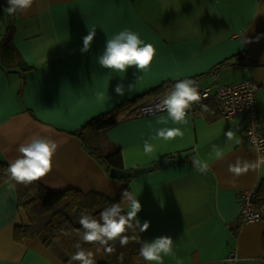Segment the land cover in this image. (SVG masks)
I'll use <instances>...</instances> for the list:
<instances>
[{
	"label": "crops",
	"instance_id": "crops-1",
	"mask_svg": "<svg viewBox=\"0 0 264 264\" xmlns=\"http://www.w3.org/2000/svg\"><path fill=\"white\" fill-rule=\"evenodd\" d=\"M6 7L7 1L0 0V40L10 27L12 46L25 66L0 59V162L16 159L19 146L34 136L55 141L52 170L39 180L47 188L116 197L124 182L108 176L84 148L78 129L123 101L148 98L166 83L198 77L199 86L214 85L207 74L212 68H217L218 84L245 78L257 82L258 127L264 131V0H35L29 11L11 16ZM92 30L96 36L91 48L81 53L83 37ZM122 30L156 49L146 71L132 67L120 74L98 64L106 40ZM240 53L248 60L246 66L237 65ZM121 82L126 86L123 97L114 92ZM115 115L116 123L99 134V143L104 149L120 148L123 169L183 158L130 176V191L142 205L138 219L150 222L146 232L138 231L141 242L171 236L182 264H231L226 260L231 251L247 257L246 264H259L264 219L240 225L236 198L241 190L260 186L264 165L239 177L228 170L237 157L249 162L264 157L245 140L243 115L223 119L201 107L185 123H174L166 111L131 119ZM168 128H180L183 137L170 142L157 137ZM230 129L240 144L226 141L224 133ZM145 142L154 146L151 155L144 153ZM214 145L224 152L223 159H215ZM194 161L207 163V170L197 171ZM10 183L0 185V264H79L62 261L37 238L15 241V227L27 218ZM85 250L93 252L96 264L107 260L95 245ZM164 264L176 261L164 257Z\"/></svg>",
	"mask_w": 264,
	"mask_h": 264
},
{
	"label": "clouds",
	"instance_id": "clouds-1",
	"mask_svg": "<svg viewBox=\"0 0 264 264\" xmlns=\"http://www.w3.org/2000/svg\"><path fill=\"white\" fill-rule=\"evenodd\" d=\"M34 3L35 0H7L8 7L5 8V11L10 16L17 13H26ZM95 36L96 31L92 30L88 31V34L83 37L81 53L90 50ZM155 55L156 49L152 44L144 43L132 31L122 30L106 40L103 53L98 55L97 61L101 68L124 74L132 67L138 72L146 71L150 68ZM122 80L123 77L121 76ZM131 90L132 85L130 84L127 86V91ZM114 92L117 96L123 97L126 92L125 84L123 82L118 83L114 88ZM201 100L202 96L198 90L197 82L194 79L185 78L177 80L171 86V90L155 105V108L166 111L168 117L174 123H185L193 104L200 103ZM200 107L203 111H208L206 104L201 103ZM159 122L167 123V120ZM156 135L163 141L170 142L177 137L182 138L184 133L180 128H168L159 130ZM224 135L228 142L237 145L241 143V138L232 129ZM57 148L58 145L55 141L39 135L21 144L18 148L20 155L12 160L7 167V173L14 182L8 185L9 190L14 189L17 184L27 187L34 181H39L45 177L52 170L53 157L57 152ZM143 150L146 155H151L155 149L152 144L145 142ZM213 153L217 160L224 157V152L215 145L213 146ZM260 165H264V157H258L254 162L242 161L237 157L234 164H229L228 170L234 176L239 177L250 169L255 170ZM194 167L197 171L204 173L208 168V164L194 161ZM122 199L127 201L128 208L126 212L122 209L121 204L113 203L99 213V219L88 214L82 215L79 218L82 229L79 234L80 241L95 245L97 252L103 249L107 253H112L114 249L109 242L119 241L120 246L124 247L130 242L127 233L146 232L150 227V222L144 221L141 223L138 219V213L141 212L142 205L137 195L124 190ZM61 231L63 233V230ZM131 239L135 240L136 236L133 235ZM80 241L74 245L77 251L71 256V260L79 262V264H96L93 252L84 250ZM138 255L148 264H164V257H171L176 261V264H182L181 259L176 255L174 240L168 235L158 236L151 241H143Z\"/></svg>",
	"mask_w": 264,
	"mask_h": 264
},
{
	"label": "trees",
	"instance_id": "trees-1",
	"mask_svg": "<svg viewBox=\"0 0 264 264\" xmlns=\"http://www.w3.org/2000/svg\"><path fill=\"white\" fill-rule=\"evenodd\" d=\"M11 35L12 31L9 27L0 40V59L9 63V66L22 68L25 63L19 59L12 46ZM238 56L237 65L246 66L248 63L246 56L242 53ZM167 85L166 83L150 93L153 94ZM137 99L123 101L113 109L93 117L78 129L84 148L103 164L106 171L112 167L122 168L120 148L113 145L105 152L99 143V134L116 123L115 112ZM208 105H210L208 107L210 114L216 116L218 112L214 105ZM156 162L154 163L156 164ZM8 165V163L0 162V185L11 180L7 173ZM130 179L131 177L122 179L124 187L114 198H107L99 192H84L77 188L50 189L39 181H34L27 187L17 184L15 187L17 205L24 211L27 223L15 227V241L21 242L25 238H37L54 254L62 258V261L75 262L71 260V256L77 251L74 245L80 241L79 234L82 229L79 218L88 214L99 219V213L113 203H119L122 209H125L128 205L127 201L122 199V193L124 190L131 192L128 185ZM259 185L254 205L261 219H264V181H261ZM61 230L67 234H63ZM127 234L130 237V242L124 247L120 246L119 241L109 242L114 251L112 253L105 252L107 260L100 264H144L145 261L138 255L142 244L138 231L135 234L131 232ZM133 235L136 236L135 240L131 239ZM80 243L84 250L94 246L82 241Z\"/></svg>",
	"mask_w": 264,
	"mask_h": 264
},
{
	"label": "built area",
	"instance_id": "built-area-1",
	"mask_svg": "<svg viewBox=\"0 0 264 264\" xmlns=\"http://www.w3.org/2000/svg\"><path fill=\"white\" fill-rule=\"evenodd\" d=\"M1 1L6 2L7 0ZM207 74L214 81V85H198L202 100L200 103L193 104L188 115L198 109L201 103L213 104L219 117L223 119H231L234 116L243 115L245 120V140L258 155H262L264 153V131H261L258 127L256 111L257 82L252 78H245L238 82L224 85L216 83L218 76L217 68H212ZM190 79H194L198 84V77H191ZM174 83L165 86L146 99L122 107L117 111V114L120 115L121 119H131L164 112L157 110L155 105L171 90V86ZM257 192L258 186L253 185L250 188L241 190L237 194L236 202L239 210L240 225L254 223L261 219L254 205ZM226 260L231 264H246L248 258L239 255L236 251H231L228 253ZM259 264H264V255Z\"/></svg>",
	"mask_w": 264,
	"mask_h": 264
},
{
	"label": "water",
	"instance_id": "water-1",
	"mask_svg": "<svg viewBox=\"0 0 264 264\" xmlns=\"http://www.w3.org/2000/svg\"><path fill=\"white\" fill-rule=\"evenodd\" d=\"M181 161H183V158L181 157L179 158L168 157V158L159 159L156 165H148L144 167H134L131 170H126L123 168L117 169V168L112 167L108 171V176L116 180L126 179L130 176L137 177L141 174L148 173L154 170L155 166L158 167L159 169H164L173 163H180Z\"/></svg>",
	"mask_w": 264,
	"mask_h": 264
},
{
	"label": "rangeland",
	"instance_id": "rangeland-1",
	"mask_svg": "<svg viewBox=\"0 0 264 264\" xmlns=\"http://www.w3.org/2000/svg\"><path fill=\"white\" fill-rule=\"evenodd\" d=\"M109 145H106V148L104 149V151L106 152V151H108L111 147H108ZM109 148V149H108Z\"/></svg>",
	"mask_w": 264,
	"mask_h": 264
},
{
	"label": "bare ground",
	"instance_id": "bare-ground-1",
	"mask_svg": "<svg viewBox=\"0 0 264 264\" xmlns=\"http://www.w3.org/2000/svg\"><path fill=\"white\" fill-rule=\"evenodd\" d=\"M158 92V91H157ZM156 93V92H155ZM154 94V93H153Z\"/></svg>",
	"mask_w": 264,
	"mask_h": 264
}]
</instances>
